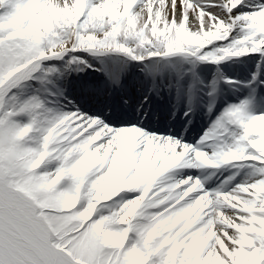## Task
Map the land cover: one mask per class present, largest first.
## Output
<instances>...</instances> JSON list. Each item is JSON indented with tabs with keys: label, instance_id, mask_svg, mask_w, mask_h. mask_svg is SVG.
Returning a JSON list of instances; mask_svg holds the SVG:
<instances>
[{
	"label": "snow or ice",
	"instance_id": "6c2138e0",
	"mask_svg": "<svg viewBox=\"0 0 264 264\" xmlns=\"http://www.w3.org/2000/svg\"><path fill=\"white\" fill-rule=\"evenodd\" d=\"M245 57L264 0H0V264H264L259 73L190 140Z\"/></svg>",
	"mask_w": 264,
	"mask_h": 264
},
{
	"label": "bare ground",
	"instance_id": "6f19581e",
	"mask_svg": "<svg viewBox=\"0 0 264 264\" xmlns=\"http://www.w3.org/2000/svg\"><path fill=\"white\" fill-rule=\"evenodd\" d=\"M190 138H191V137H190ZM204 175H205V176H207V175H208V173H207V172H205V173H204ZM217 175H218V173H217Z\"/></svg>",
	"mask_w": 264,
	"mask_h": 264
},
{
	"label": "rangeland",
	"instance_id": "374dc122",
	"mask_svg": "<svg viewBox=\"0 0 264 264\" xmlns=\"http://www.w3.org/2000/svg\"><path fill=\"white\" fill-rule=\"evenodd\" d=\"M102 62V59L99 61V63Z\"/></svg>",
	"mask_w": 264,
	"mask_h": 264
}]
</instances>
